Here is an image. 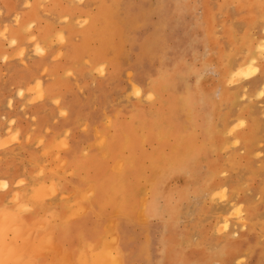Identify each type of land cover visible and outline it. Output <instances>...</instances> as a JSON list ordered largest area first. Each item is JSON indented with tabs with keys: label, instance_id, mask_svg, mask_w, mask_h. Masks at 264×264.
<instances>
[{
	"label": "rangeland",
	"instance_id": "obj_1",
	"mask_svg": "<svg viewBox=\"0 0 264 264\" xmlns=\"http://www.w3.org/2000/svg\"><path fill=\"white\" fill-rule=\"evenodd\" d=\"M42 177L121 264H264V0H0V192Z\"/></svg>",
	"mask_w": 264,
	"mask_h": 264
},
{
	"label": "crops",
	"instance_id": "obj_2",
	"mask_svg": "<svg viewBox=\"0 0 264 264\" xmlns=\"http://www.w3.org/2000/svg\"><path fill=\"white\" fill-rule=\"evenodd\" d=\"M39 184H44V188L51 184L55 192L34 190L33 186ZM88 191L89 185L77 178L65 177L52 183L42 177L40 181L28 180L20 206L12 202L13 190L0 192V209L15 217L11 220L12 224L17 223V217L22 219L19 224L22 238L13 240L11 237L8 242L11 258L19 256V264L123 263L111 240L112 216L102 208L101 203H97L102 197L88 199ZM122 246L126 248L124 243ZM98 253L105 255L104 260L95 259ZM112 255L116 256L114 260ZM91 256L95 262H92Z\"/></svg>",
	"mask_w": 264,
	"mask_h": 264
},
{
	"label": "bare ground",
	"instance_id": "obj_3",
	"mask_svg": "<svg viewBox=\"0 0 264 264\" xmlns=\"http://www.w3.org/2000/svg\"><path fill=\"white\" fill-rule=\"evenodd\" d=\"M246 66H248V65H246ZM250 69H251V68H250ZM128 76H129V75H128ZM37 90H38V89H37ZM134 90H135V89H134ZM23 92H24V91H23ZM25 94H26V93H25ZM138 94H139V93H138ZM148 98H149V97H148ZM46 112H48V111H46ZM64 113H65V112H64ZM108 121H109V120H108ZM95 128H96V127H95ZM13 137H14V136H13ZM6 138H7V137H6ZM4 140L7 141L6 139H4ZM7 142H9V141H7ZM7 142H6V144H8ZM43 165H44V164H43ZM11 199H12V198H11ZM11 199H10V200H11ZM17 201H18V200H17ZM17 201H16V202H17ZM74 209H75V207H74ZM25 210H26V209H25ZM19 221H20V220H19ZM19 221H18V222H19ZM13 222H14V221H13ZM1 223H4V222H1ZM9 224L11 225L12 222H9ZM10 225H8V227H9ZM13 225H14V227H13ZM15 226H16L15 223L11 225V227H13V228H15ZM11 227H10V228H11ZM13 228H11V229H12V232H13ZM1 229H2V228H1ZM11 229H10V230H11ZM19 229H20V228H19ZM16 230H17V228H15L14 231H16ZM47 233H48V232H47ZM1 234H2V233L0 232V237H2ZM30 234H31V232H30ZM20 235H21V234H20ZM22 235H23V234H22ZM26 235H27V234H26ZM10 236H11V235H10ZM1 240H2V238L0 239V241H1ZM4 240H5V239H4ZM1 242H4V241L2 240ZM6 245H7V244H6ZM10 245H11V244H10ZM26 245H27V244H26ZM33 246H34V245H33ZM6 247H7V249H9V248H8V247H9L8 245H7ZM96 247H97V246H96ZM107 247H108V246H107ZM4 248H5V246H4ZM29 248H30V247H29ZM31 248H32V247H31ZM7 249H5V251H6ZM10 250H11V249H10ZM25 250H28V249H25ZM33 250H34V249H33ZM86 250H87V249H86ZM91 250H93V249H91ZM5 251H4L3 248H2V250H1V252H0V255H2V253H3V255H4L7 251L9 252V250H7L6 252H5ZM28 251H30V250H28ZM4 252H5V253H4ZM8 252H7V254H8ZM11 252H12V251H11ZM85 253H87V252H85ZM11 254H12V253H11ZM21 254H22V253H21ZM9 255H10V254H9ZM9 255L7 256V258L9 257ZM21 256H22V255H21ZM96 256H97V254H96ZM96 256H95V259H96ZM106 256H107V254H106ZM1 257H2V256H0V258H1ZM22 257H23V256H22ZM82 257H83V256H82ZM9 258H10V257H9ZM2 259H3V258H2ZM20 259H22V258H20ZM93 259H94V258H92V256H91V260H92V262H95V259H94V261H93ZM6 260H7V259H6ZM82 260H84V259H82ZM2 261H5V258H4V260H2ZM8 261H9V260H8ZM12 261H13V260H12ZM40 261H41V260H40ZM19 262H20V261H19ZM19 262H18V263H19ZM90 262H91V261H90ZM8 263H9V262H8ZM15 263H16V262H15ZM20 263H21V262H20ZM82 263H83V261H82ZM95 263H96V262H95ZM95 263H93V264H95Z\"/></svg>",
	"mask_w": 264,
	"mask_h": 264
}]
</instances>
